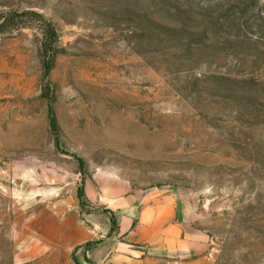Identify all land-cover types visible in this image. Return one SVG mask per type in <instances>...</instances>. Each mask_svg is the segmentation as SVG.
<instances>
[{
  "label": "rangeland",
  "instance_id": "obj_1",
  "mask_svg": "<svg viewBox=\"0 0 264 264\" xmlns=\"http://www.w3.org/2000/svg\"><path fill=\"white\" fill-rule=\"evenodd\" d=\"M0 264H264V0H0Z\"/></svg>",
  "mask_w": 264,
  "mask_h": 264
},
{
  "label": "trees",
  "instance_id": "obj_2",
  "mask_svg": "<svg viewBox=\"0 0 264 264\" xmlns=\"http://www.w3.org/2000/svg\"><path fill=\"white\" fill-rule=\"evenodd\" d=\"M53 62H54V58H52V57L46 60L45 67L47 69V72H49V70L51 69ZM50 121H51L50 123L53 127V130H54V133L57 136V132H58L57 122H56V118H55L53 113L50 114ZM84 195H85V191L83 188L82 191L80 192V196H79L81 198V203L83 202ZM91 243L92 242H88V244H91Z\"/></svg>",
  "mask_w": 264,
  "mask_h": 264
},
{
  "label": "crops",
  "instance_id": "obj_3",
  "mask_svg": "<svg viewBox=\"0 0 264 264\" xmlns=\"http://www.w3.org/2000/svg\"><path fill=\"white\" fill-rule=\"evenodd\" d=\"M159 209V206L157 207ZM156 209V208H155ZM158 209H156L157 211H159Z\"/></svg>",
  "mask_w": 264,
  "mask_h": 264
}]
</instances>
